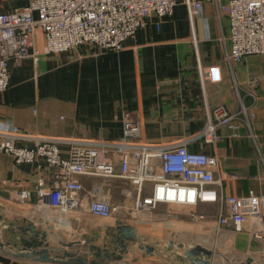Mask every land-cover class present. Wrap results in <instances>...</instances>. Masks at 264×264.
<instances>
[{"label": "crops", "instance_id": "crops-1", "mask_svg": "<svg viewBox=\"0 0 264 264\" xmlns=\"http://www.w3.org/2000/svg\"><path fill=\"white\" fill-rule=\"evenodd\" d=\"M226 1L201 0L202 14L191 18L187 5L179 0L159 27L149 23L139 28L117 51L87 44L49 53L42 35L35 34L29 55L9 63L8 87L0 92V140L9 138L5 133L12 126L30 135L116 139L124 121L136 119L141 142L170 143L200 132L207 105L223 104L230 111L244 107L245 115L238 119L239 136L219 126L215 144L193 140L188 147L216 155L214 175L219 183L211 187L218 195L264 196V53L239 61L227 59ZM26 2L0 0V12ZM211 67L217 69V79L203 83L199 69L209 75ZM249 93L256 96L254 103ZM13 142L28 148L35 144L33 139ZM59 148L68 146L61 143ZM52 172L41 158L17 163L0 152V216L10 223L34 222L44 233L43 245L52 259L27 257L3 239L0 264H172L179 243L211 249L212 264H264L263 217L248 216L238 229L230 221L219 225L216 220L226 213L227 204L214 201L159 204L152 210L128 212L135 192L124 180L119 200L110 199L97 180H91L85 191L95 190L119 204L121 214L127 216L117 218L126 222L140 244H150L155 253L162 250L164 260L143 259L137 247L122 260L94 257L90 246L111 250L118 227H101V219L82 209L61 213L37 204L34 186L48 184ZM19 189L30 191L29 198L18 199ZM148 190L146 184L144 193ZM193 214L203 219H193Z\"/></svg>", "mask_w": 264, "mask_h": 264}, {"label": "built area", "instance_id": "built-area-1", "mask_svg": "<svg viewBox=\"0 0 264 264\" xmlns=\"http://www.w3.org/2000/svg\"><path fill=\"white\" fill-rule=\"evenodd\" d=\"M179 0H27L20 7L0 12V92L8 87L9 63L29 55L35 34L42 35L47 52L57 53L91 44L99 49L117 51L136 31L153 23L159 27L162 18L170 16ZM190 17L202 14L201 0H182ZM225 12L229 26L227 59L239 61L249 54L264 53V0H227ZM200 71V80L217 79V69L209 75ZM253 103L256 96L249 93ZM244 107L230 111L223 104L206 106L204 127L199 133L183 136L170 143L141 142L140 123L127 119L116 139L62 138L22 133L12 126L9 138L0 140V152L14 161L33 162L43 159L53 169L50 181L34 186L36 203L52 210L68 213L82 209L93 217L108 219L123 209L109 198L86 192L79 177L120 179L134 188V200L128 212L155 209L159 204L196 205L201 201L224 202L226 213L217 223L231 222L235 229L251 216L264 218V196L218 195L211 186L215 178V154L189 149L193 140L211 145L219 140L216 129L225 126L233 137L239 136L238 119ZM33 139L34 146H17L13 139ZM66 143L67 149L59 144ZM148 192L144 193L145 185ZM16 196L26 200L30 191L17 190ZM125 212V211H124ZM116 217V218H117ZM120 217V216H119ZM193 219H203L193 214Z\"/></svg>", "mask_w": 264, "mask_h": 264}, {"label": "water", "instance_id": "water-1", "mask_svg": "<svg viewBox=\"0 0 264 264\" xmlns=\"http://www.w3.org/2000/svg\"><path fill=\"white\" fill-rule=\"evenodd\" d=\"M121 226V227H120ZM118 233L115 235L111 250L107 248L100 249L97 245H91L90 249L93 250L92 255L98 258L110 260H122L124 257L129 256L134 247L142 251V258L153 261H163V251L159 250L156 253L153 251V246L150 244H140V240L131 229L125 225H117ZM0 244L4 239L7 244H12L14 247H19V251L27 257H32L35 260L50 261L47 250L43 245L44 233L37 229L34 222L28 224H16L6 222L0 216ZM5 233L11 235L6 238ZM102 242V239L98 242ZM69 244L68 246H72ZM177 254L174 259L170 261L172 264H212L211 257L214 255L213 251L201 244L194 246L183 245L181 243L176 245ZM65 255H69L66 253ZM232 264H249V263H232Z\"/></svg>", "mask_w": 264, "mask_h": 264}, {"label": "rangeland", "instance_id": "rangeland-1", "mask_svg": "<svg viewBox=\"0 0 264 264\" xmlns=\"http://www.w3.org/2000/svg\"><path fill=\"white\" fill-rule=\"evenodd\" d=\"M85 179L86 180L82 181L83 186L85 188H87V189L89 188L91 180L92 181L93 180H97V182L99 184L100 183L103 184V188L102 189L109 196L110 199H112V200H119V199H121L120 196H119V194H118V192L121 190L122 186L125 187L123 181L118 180V179L104 180V178H101V177H97V178H94V179H91V178H85ZM119 216L121 218H123V217H126L127 214H124V215L120 214ZM112 217L108 218L107 220H113V221L114 220H117V221L119 220L118 218H116L117 215L114 216L115 218H112ZM114 222H116V221H114Z\"/></svg>", "mask_w": 264, "mask_h": 264}, {"label": "bare ground", "instance_id": "bare-ground-1", "mask_svg": "<svg viewBox=\"0 0 264 264\" xmlns=\"http://www.w3.org/2000/svg\"><path fill=\"white\" fill-rule=\"evenodd\" d=\"M114 221H116V222H114ZM114 221L113 220H107V219H101L99 226H101V227L116 226L117 227V225L123 226L126 224V222L124 220H121V219H119L118 221L117 220H114Z\"/></svg>", "mask_w": 264, "mask_h": 264}]
</instances>
